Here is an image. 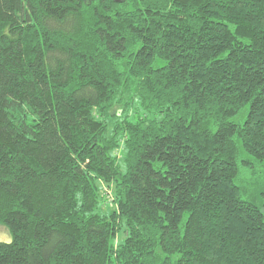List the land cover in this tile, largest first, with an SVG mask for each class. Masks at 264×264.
<instances>
[{
	"label": "trees",
	"instance_id": "16d2710c",
	"mask_svg": "<svg viewBox=\"0 0 264 264\" xmlns=\"http://www.w3.org/2000/svg\"><path fill=\"white\" fill-rule=\"evenodd\" d=\"M261 161L264 0H0V264H264Z\"/></svg>",
	"mask_w": 264,
	"mask_h": 264
},
{
	"label": "rangeland",
	"instance_id": "374dc122",
	"mask_svg": "<svg viewBox=\"0 0 264 264\" xmlns=\"http://www.w3.org/2000/svg\"><path fill=\"white\" fill-rule=\"evenodd\" d=\"M238 120V119H236ZM243 156L245 158H251L249 154L244 153ZM255 171L256 177L255 179L251 180V171L250 169H243L242 173L244 179L247 183V193H246V200L253 202L257 205L263 212H264V161L255 162ZM103 188L106 189V186L103 184ZM109 197H111V192L107 193ZM108 200V205L114 207L111 201ZM11 235L5 226L0 225V241H10Z\"/></svg>",
	"mask_w": 264,
	"mask_h": 264
},
{
	"label": "water",
	"instance_id": "95a60500",
	"mask_svg": "<svg viewBox=\"0 0 264 264\" xmlns=\"http://www.w3.org/2000/svg\"><path fill=\"white\" fill-rule=\"evenodd\" d=\"M115 1H121V0H115Z\"/></svg>",
	"mask_w": 264,
	"mask_h": 264
}]
</instances>
